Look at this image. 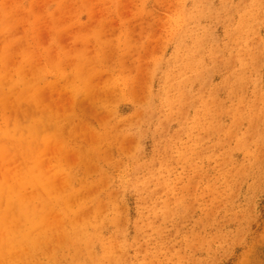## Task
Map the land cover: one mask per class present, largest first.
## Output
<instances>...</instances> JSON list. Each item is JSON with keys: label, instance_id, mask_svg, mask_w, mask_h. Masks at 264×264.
<instances>
[{"label": "rangeland", "instance_id": "rangeland-1", "mask_svg": "<svg viewBox=\"0 0 264 264\" xmlns=\"http://www.w3.org/2000/svg\"><path fill=\"white\" fill-rule=\"evenodd\" d=\"M0 264H264V0H0Z\"/></svg>", "mask_w": 264, "mask_h": 264}, {"label": "bare ground", "instance_id": "bare-ground-1", "mask_svg": "<svg viewBox=\"0 0 264 264\" xmlns=\"http://www.w3.org/2000/svg\"><path fill=\"white\" fill-rule=\"evenodd\" d=\"M38 57V56H37ZM8 104H10V103H8ZM54 122V121H53ZM5 137V136H4ZM33 141V140H32ZM48 148V147H47ZM54 156V155H53ZM52 157V156H51ZM9 164V163H8ZM6 165V164H5ZM21 172V171H20ZM7 174V173H6ZM60 230V229H59ZM8 235V234H7Z\"/></svg>", "mask_w": 264, "mask_h": 264}]
</instances>
